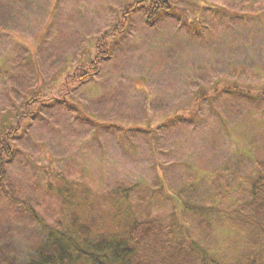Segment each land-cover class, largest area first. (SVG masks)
I'll return each mask as SVG.
<instances>
[{
	"label": "rangeland",
	"instance_id": "374dc122",
	"mask_svg": "<svg viewBox=\"0 0 264 264\" xmlns=\"http://www.w3.org/2000/svg\"><path fill=\"white\" fill-rule=\"evenodd\" d=\"M143 1L0 0V139L18 125L0 264H27L71 216L180 219L208 253L246 249L211 208L245 198L264 161V0H169L151 21Z\"/></svg>",
	"mask_w": 264,
	"mask_h": 264
},
{
	"label": "trees",
	"instance_id": "16d2710c",
	"mask_svg": "<svg viewBox=\"0 0 264 264\" xmlns=\"http://www.w3.org/2000/svg\"><path fill=\"white\" fill-rule=\"evenodd\" d=\"M143 2H148L145 13L147 21L154 20L160 12H170L172 9L169 0ZM135 4L141 7L144 3L138 1ZM101 39V45L105 46L106 41ZM98 57L92 62H96ZM199 94L196 101L210 96L204 90ZM17 127L15 125L11 133L3 132L0 139V184L6 175L4 164L10 157L11 134L17 133ZM256 163L258 172L250 181L248 195L238 199L230 208H211L217 211L215 221L237 229L246 241V249L242 248L230 259L209 254L199 242L189 239L183 229L186 225L181 224L180 219L168 224L154 218L130 215L124 224L117 226L118 229L100 230L71 216L69 226L49 233L46 249L40 250L27 264H264V161L258 160ZM174 200L179 209H185L182 215L184 219L189 218L185 217L189 213L196 214L197 226L210 229V224L207 225L208 222L201 216L203 208L188 209L179 196H175ZM176 226L183 229L182 237L178 229L179 232L175 231Z\"/></svg>",
	"mask_w": 264,
	"mask_h": 264
}]
</instances>
